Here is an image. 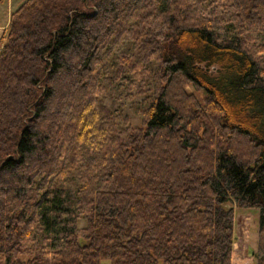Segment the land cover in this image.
<instances>
[{
  "label": "trees",
  "instance_id": "1",
  "mask_svg": "<svg viewBox=\"0 0 264 264\" xmlns=\"http://www.w3.org/2000/svg\"><path fill=\"white\" fill-rule=\"evenodd\" d=\"M252 30L264 32V0L10 12L0 264H231L233 205L259 210L264 264V42ZM115 82L142 97L138 124L103 103Z\"/></svg>",
  "mask_w": 264,
  "mask_h": 264
},
{
  "label": "rangeland",
  "instance_id": "2",
  "mask_svg": "<svg viewBox=\"0 0 264 264\" xmlns=\"http://www.w3.org/2000/svg\"><path fill=\"white\" fill-rule=\"evenodd\" d=\"M7 1L9 3V5H7L8 7H6L5 3L0 6V18L3 17L4 12L9 8L7 18L8 23L10 12H12L24 0ZM228 28L230 29L229 26ZM251 35L256 41L264 42V32L252 30ZM186 88L188 91H193L199 99L203 98V94L194 89L192 85H187ZM127 91L128 89L126 87H120L117 82L113 83V85H106V98L103 103L111 110L119 111L122 114L127 115L130 122L136 125L139 123L140 117L135 109L136 107L142 106L139 102L142 97L138 94L136 95L135 90H132L131 94H127ZM127 95H131L132 99L128 98ZM233 208L234 219L231 264H255L257 260L255 250L257 247L259 210L257 208L237 205H233ZM84 224L85 220L80 218L78 220V226H83ZM46 234V231L40 232L38 237ZM101 264H109V261L102 260Z\"/></svg>",
  "mask_w": 264,
  "mask_h": 264
},
{
  "label": "crops",
  "instance_id": "3",
  "mask_svg": "<svg viewBox=\"0 0 264 264\" xmlns=\"http://www.w3.org/2000/svg\"><path fill=\"white\" fill-rule=\"evenodd\" d=\"M3 3H5L6 7H8L7 5H9V3L7 0L4 2H0V6L3 5ZM10 8H11V6H10ZM8 9L6 10L7 12L5 11L6 13L4 12L3 17L0 18V35H1L2 31L4 30V28L6 27V24H7V18H8V13H9Z\"/></svg>",
  "mask_w": 264,
  "mask_h": 264
}]
</instances>
